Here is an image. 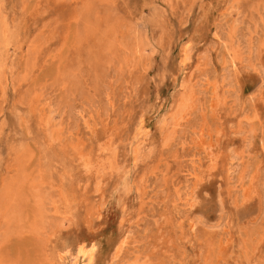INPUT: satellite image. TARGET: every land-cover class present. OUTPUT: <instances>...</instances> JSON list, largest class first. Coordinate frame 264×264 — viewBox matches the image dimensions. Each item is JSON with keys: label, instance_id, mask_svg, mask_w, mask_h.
<instances>
[{"label": "rangeland", "instance_id": "rangeland-1", "mask_svg": "<svg viewBox=\"0 0 264 264\" xmlns=\"http://www.w3.org/2000/svg\"><path fill=\"white\" fill-rule=\"evenodd\" d=\"M65 263L264 264V0H0V264Z\"/></svg>", "mask_w": 264, "mask_h": 264}, {"label": "bare ground", "instance_id": "bare-ground-1", "mask_svg": "<svg viewBox=\"0 0 264 264\" xmlns=\"http://www.w3.org/2000/svg\"><path fill=\"white\" fill-rule=\"evenodd\" d=\"M66 24V23H65ZM59 31V30H58ZM184 52V51H183ZM183 52H182V55H183ZM186 54V53H185ZM185 54L183 56H181L180 58V64L184 63L185 60H186V56ZM179 60V59H178ZM182 68V67H181ZM2 72V71H1ZM187 91V90H186ZM167 119V118H166ZM168 125V124H167ZM214 132V131H213ZM142 136V135H141ZM140 139V138H139ZM167 140V139H166ZM201 143V142H200ZM80 156V155H79ZM114 164V163H113ZM114 167V166H113ZM243 182V181H242ZM89 223V222H88ZM194 225V224H192ZM129 234V232H128ZM127 238L128 236L126 234H124L123 238L121 239L120 244L117 245V249L115 251V254H114V257L113 259H115L116 257L119 256L122 248L124 247V244L127 242ZM77 254H78V257H79V260H83L84 258L87 259V261H90L91 260V256H92V247H84L83 245H79L78 249H77ZM69 258V257H68ZM76 262H79L78 260H76ZM66 264V263H65ZM77 264V263H76ZM79 264V263H78ZM80 264H83V263H80ZM115 264V263H114Z\"/></svg>", "mask_w": 264, "mask_h": 264}]
</instances>
